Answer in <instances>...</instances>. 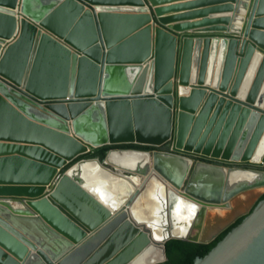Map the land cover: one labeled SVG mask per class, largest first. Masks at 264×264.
Here are the masks:
<instances>
[{"label": "water", "instance_id": "obj_1", "mask_svg": "<svg viewBox=\"0 0 264 264\" xmlns=\"http://www.w3.org/2000/svg\"><path fill=\"white\" fill-rule=\"evenodd\" d=\"M174 1L0 0V264H129L151 241L127 209L163 179L155 153L264 175V0L162 7ZM125 145L152 149L112 148ZM114 151L150 164L114 166ZM90 161L124 189L119 208L69 173ZM193 174L174 193L200 206L194 236H165L146 264L170 239L206 244L242 217L192 264H264V180L220 204L189 193Z\"/></svg>", "mask_w": 264, "mask_h": 264}, {"label": "bare ground", "instance_id": "obj_2", "mask_svg": "<svg viewBox=\"0 0 264 264\" xmlns=\"http://www.w3.org/2000/svg\"><path fill=\"white\" fill-rule=\"evenodd\" d=\"M149 159V154L143 152L114 151L110 152L107 163L142 171L147 164H150ZM154 161L157 167L155 170L162 175L163 179L159 178L156 173L151 174L154 177L151 178L152 181L144 193L138 197L131 208L127 209L129 215V210H131L134 218L150 231L151 241L147 242L146 246L144 245L142 251L133 257L129 264H146L160 260L162 258L161 240L165 236L171 234L194 236L196 232L194 228L198 224L201 210L196 202L188 198L186 201L180 196L176 197L174 188L182 177L187 178L193 171L192 182L187 188L189 193L206 200H219L220 204L223 200H227L229 193L241 186L257 184L264 180V175L246 170H229L202 164L191 166L189 160L167 153H155ZM69 173L83 178L86 189L95 194L97 198L101 197L103 203L109 208L122 206L124 198L118 195L119 183L108 170L101 168L97 163L90 161L76 164L69 170ZM103 184H106V188ZM123 190L121 189L119 193L121 194ZM237 203L240 205V202L236 200L235 209L238 206ZM12 204L14 208L20 206L16 202ZM176 205L178 209H175ZM215 213L218 215L217 221H222L227 217L225 210H217ZM170 221L173 226L171 228ZM139 237L142 241L146 240L143 234Z\"/></svg>", "mask_w": 264, "mask_h": 264}, {"label": "trees", "instance_id": "obj_3", "mask_svg": "<svg viewBox=\"0 0 264 264\" xmlns=\"http://www.w3.org/2000/svg\"><path fill=\"white\" fill-rule=\"evenodd\" d=\"M111 148L109 146H104L98 148L86 155L81 156V158L97 157L99 159L104 158L106 151ZM112 148H135L141 150H150L151 147L145 146H135V145H125V146H113ZM157 150L165 151L166 149L156 148ZM264 199V194L261 196L260 200ZM242 218H239L235 223H233L225 231H222L214 240L209 243H195L187 240L180 239H170L165 243V261L157 264H192L196 257H203L220 239H222L232 227L238 225Z\"/></svg>", "mask_w": 264, "mask_h": 264}, {"label": "crops", "instance_id": "obj_4", "mask_svg": "<svg viewBox=\"0 0 264 264\" xmlns=\"http://www.w3.org/2000/svg\"><path fill=\"white\" fill-rule=\"evenodd\" d=\"M198 1H200V0H179V1L171 2L170 4H164L162 7L184 6V5H188V4L198 3ZM192 7H194V9L197 11L206 9V8H201L198 5H195ZM182 10H185V9H182ZM183 13H189V12L180 11L178 14H175V15H181ZM219 16H222V15H219ZM195 21H199V20H195ZM168 27H170V26H168ZM192 32H193V30H192ZM192 32H188V33H192Z\"/></svg>", "mask_w": 264, "mask_h": 264}, {"label": "flooded vegetation", "instance_id": "obj_5", "mask_svg": "<svg viewBox=\"0 0 264 264\" xmlns=\"http://www.w3.org/2000/svg\"><path fill=\"white\" fill-rule=\"evenodd\" d=\"M161 148H162V149H166V148H167V146H162Z\"/></svg>", "mask_w": 264, "mask_h": 264}]
</instances>
